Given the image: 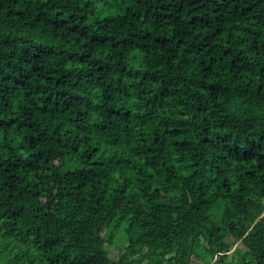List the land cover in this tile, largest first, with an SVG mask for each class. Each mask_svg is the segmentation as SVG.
Masks as SVG:
<instances>
[{"label": "trees", "instance_id": "obj_1", "mask_svg": "<svg viewBox=\"0 0 264 264\" xmlns=\"http://www.w3.org/2000/svg\"><path fill=\"white\" fill-rule=\"evenodd\" d=\"M218 262L264 264V0H0V264Z\"/></svg>", "mask_w": 264, "mask_h": 264}, {"label": "rangeland", "instance_id": "obj_2", "mask_svg": "<svg viewBox=\"0 0 264 264\" xmlns=\"http://www.w3.org/2000/svg\"><path fill=\"white\" fill-rule=\"evenodd\" d=\"M122 236L125 237V232H124V228H122L121 230L118 231V234H117V240L119 237L122 238ZM109 250H110V254L114 257V258H117L118 255H119V251H120V248L118 246H109ZM231 260V259H230ZM218 264H220L218 262Z\"/></svg>", "mask_w": 264, "mask_h": 264}, {"label": "bare ground", "instance_id": "obj_3", "mask_svg": "<svg viewBox=\"0 0 264 264\" xmlns=\"http://www.w3.org/2000/svg\"><path fill=\"white\" fill-rule=\"evenodd\" d=\"M42 46H43V45H42ZM5 49H6V47H5ZM5 49H4V50H5ZM23 61H25V60L23 59Z\"/></svg>", "mask_w": 264, "mask_h": 264}]
</instances>
